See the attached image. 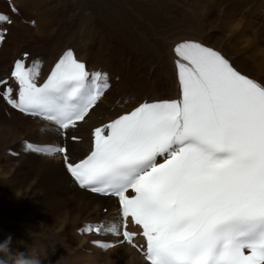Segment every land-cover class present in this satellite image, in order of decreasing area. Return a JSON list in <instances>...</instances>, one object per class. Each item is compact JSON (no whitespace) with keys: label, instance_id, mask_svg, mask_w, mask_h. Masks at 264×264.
I'll use <instances>...</instances> for the list:
<instances>
[{"label":"snow or ice","instance_id":"6c2138e0","mask_svg":"<svg viewBox=\"0 0 264 264\" xmlns=\"http://www.w3.org/2000/svg\"><path fill=\"white\" fill-rule=\"evenodd\" d=\"M0 21L12 22L2 13ZM174 50L180 99L145 102L96 128L94 150L76 163L58 144L26 149L64 154L82 189L118 198L123 223L92 227L131 244L135 234L121 232L131 217L149 264H264V83L199 43ZM27 55L11 73L15 97L7 80L0 96L59 129L84 120L109 87L106 74L88 71L71 50L38 84L39 61L26 67Z\"/></svg>","mask_w":264,"mask_h":264},{"label":"bare ground","instance_id":"6f19581e","mask_svg":"<svg viewBox=\"0 0 264 264\" xmlns=\"http://www.w3.org/2000/svg\"><path fill=\"white\" fill-rule=\"evenodd\" d=\"M27 1L29 2V8H36L41 13V18H44L45 21L43 30L44 41L36 40L34 46L48 50V54L53 56L58 48L68 43L71 36L75 34L71 30L70 20L63 22L62 18L64 16L71 18L75 14H82L79 2L78 0ZM140 1H143L146 6L154 11L153 19L158 23L157 25H159L163 35L168 38L176 39L186 36L209 35L215 43L224 46V41L213 33L214 28L213 25L211 26L210 21L211 7L224 0ZM53 2L57 6L55 11L57 16L52 14L51 9L47 10ZM116 2L123 3V0H116ZM89 9L90 11L84 14V18L89 22H93L94 27H91L90 32H87L86 35L88 37L91 36L92 43L97 46L98 57H103L108 63L117 65L123 73L122 76L125 77L126 82L134 84L133 89L138 91V95H140V89L150 93L152 91H161L167 83L171 82L169 77L166 76L168 69L165 70L164 63V56L169 48L159 45L152 39V36L145 28L138 22H133L131 18L126 21L123 19L119 20V16L111 9L110 4L108 8H103L104 12L98 11L96 15L93 13L95 11L94 7ZM47 11L51 14L50 17L47 15ZM108 11H110L109 14ZM126 12H128V9L122 13V17H125ZM137 17L138 15L135 16V18ZM111 18H113V23H110ZM80 19L82 21V18ZM53 21L58 22V28H54ZM117 21L122 22V26H117L116 28L115 25H119ZM231 22L232 20L227 19L225 21L226 27ZM108 25L113 30L110 31ZM77 37L83 39L79 36ZM246 56H253L256 59V63L252 62L250 65V71L254 72L259 77V80L264 82V73L257 65L261 60L264 65V48H262V52L243 55V57ZM105 61L102 60V62L107 64ZM130 64L135 68L139 67V69L135 70L134 67H130ZM158 76H161V78H157ZM124 84L125 81H122L121 86L124 87ZM167 88L172 91L171 85H168ZM9 133L8 127L5 129L0 126V144L9 143L17 138L12 132L11 137H9ZM52 171L63 175L59 168L52 166L49 171L41 172L39 178L41 180L46 179ZM6 172V170H0V178H5L4 173ZM0 189H2L1 186ZM40 191L38 189L29 192L27 189L26 192L22 191L21 194L23 196L27 195L29 203L34 205L33 198L38 196ZM23 196L15 198L10 195V192H4V190L0 192V214L6 216L4 221H0V242L9 241V247H12L9 236L17 237L23 242L37 246L40 251L46 252L43 259L44 264L52 262L51 257L58 264H65L62 254L68 252L72 248V244L67 232H64L63 229L76 221L77 216L73 213L74 210L66 209L64 205L49 204L46 207L48 212L42 213L43 217L46 215L49 218L41 221V215L39 217L29 214L28 209L20 205ZM74 207H76V202H74Z\"/></svg>","mask_w":264,"mask_h":264},{"label":"clouds","instance_id":"9594fccd","mask_svg":"<svg viewBox=\"0 0 264 264\" xmlns=\"http://www.w3.org/2000/svg\"><path fill=\"white\" fill-rule=\"evenodd\" d=\"M0 264H40V259L36 255L13 254L10 251L9 241H5L0 243Z\"/></svg>","mask_w":264,"mask_h":264},{"label":"rangeland","instance_id":"374dc122","mask_svg":"<svg viewBox=\"0 0 264 264\" xmlns=\"http://www.w3.org/2000/svg\"><path fill=\"white\" fill-rule=\"evenodd\" d=\"M130 1H133L134 2V0H130ZM139 3H141V4H143V10L142 11H145L146 13H145V15L147 16H150V15H153L154 14V11L150 8V7H148V6H146L144 3H143V1H140V0H137ZM108 7H109V5H107ZM108 7H106V6H103V8H108ZM152 18H153V16H151ZM110 23H113V18H111L110 19ZM117 23L119 24V25H115V27L117 28V26L119 27V26H122L121 24H122V22H119V21H117ZM116 23V24H117ZM114 27V28H115ZM109 28H110V31L111 30H113L112 28H111V26H109ZM114 31H115V29H114ZM118 32H120L119 30H118ZM121 35V34H120Z\"/></svg>","mask_w":264,"mask_h":264}]
</instances>
